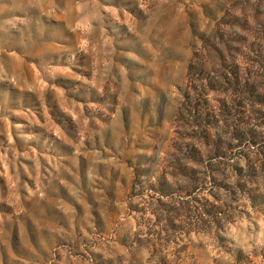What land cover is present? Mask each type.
<instances>
[{"label":"rangeland","instance_id":"rangeland-1","mask_svg":"<svg viewBox=\"0 0 264 264\" xmlns=\"http://www.w3.org/2000/svg\"><path fill=\"white\" fill-rule=\"evenodd\" d=\"M262 50L264 0H0V264H264V105L187 102Z\"/></svg>","mask_w":264,"mask_h":264},{"label":"trees","instance_id":"trees-1","mask_svg":"<svg viewBox=\"0 0 264 264\" xmlns=\"http://www.w3.org/2000/svg\"><path fill=\"white\" fill-rule=\"evenodd\" d=\"M264 52V50H262ZM254 66L258 68L259 75L254 73H248L240 67L238 63H234L233 69L230 73H217L214 75L208 74L199 84L198 88H195V95L191 96L190 92L187 94V102L191 106V111L194 113L198 125L203 124L204 118L207 116V105L209 104V98L207 97L208 91H222L227 84L234 86L233 89L237 94L241 96L240 99L247 98V95L254 96L256 101L264 105V98L259 99L264 94V57L257 61ZM224 87V88H222ZM189 98V100H188ZM248 104V101H243ZM225 106H228L225 104ZM206 122H204L205 124ZM206 126L212 128V123H206ZM208 127V128H209ZM252 129L247 128L246 124L238 126L237 136L234 135V139L242 140L244 137L251 135ZM251 145H256L257 141H250Z\"/></svg>","mask_w":264,"mask_h":264}]
</instances>
